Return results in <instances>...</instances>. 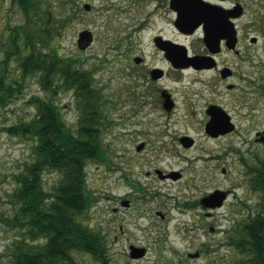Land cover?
<instances>
[{
	"label": "rangeland",
	"instance_id": "374dc122",
	"mask_svg": "<svg viewBox=\"0 0 264 264\" xmlns=\"http://www.w3.org/2000/svg\"><path fill=\"white\" fill-rule=\"evenodd\" d=\"M149 2L75 0L63 6L59 14L63 24L62 54L78 56L83 69L94 71V84L101 91L99 127L106 155L103 161L93 160L86 166L88 188H94L91 191H96L99 197L84 221L106 233L111 264H234L239 252L229 243V234L256 212L261 199V194L252 190L246 163L252 162L256 153L264 155V144L254 140L256 131L264 129V45L258 47L254 62L239 68L242 98L239 97L241 92L227 90L224 82L213 90L207 86L201 88L200 83L194 82L199 75L194 69L180 72L164 65L169 73L163 79L164 84L172 91L177 106L171 113L163 111V116L153 113L151 117L163 126L145 130L134 123L136 95L144 89L140 86L142 78L131 71V58L137 54L147 55V64L141 65L142 69L147 67V71L155 59L151 31L134 32L138 22L147 18V13L153 9V3ZM86 3L92 8L85 9ZM67 11L73 14L70 19ZM24 21L17 4L0 0V32ZM83 29L91 30L94 35L87 47L78 44L79 31ZM132 44L135 45L133 50ZM4 58L0 44V69L5 65ZM155 62H159L157 57ZM6 67L9 76H21L17 60H10ZM74 94L70 89L51 95L59 102L62 116L71 126L78 123L81 114ZM33 95L49 96L37 75L27 76L18 97L0 107V195L12 189L11 174L23 169L33 158L31 138L6 130L7 126L35 111L30 102ZM210 101H217L233 115L239 124L238 132L218 138L206 133L203 121ZM239 101H246V105H239ZM185 135L195 140L194 145L180 142ZM143 141H148L147 145L138 151L136 146ZM131 161H134L133 166L127 164ZM121 168L130 176L133 171L136 173L146 197L140 199L142 193H138L139 204L116 213L114 208L120 206L118 196L122 193L117 188ZM157 169L183 175L179 179L170 175L160 178ZM57 178L53 173L47 174L46 186H51ZM217 188L229 192L221 208L210 211L194 203ZM127 191L126 187L124 194ZM138 210H142V214H138ZM145 210L152 220L143 215ZM157 210L168 211L170 222H162ZM208 212L211 215H207ZM8 238L7 230L0 227V264L8 261L5 256ZM131 243L145 246L147 254L131 258ZM197 252L198 256H193ZM81 258L88 264H98L90 255L81 254Z\"/></svg>",
	"mask_w": 264,
	"mask_h": 264
},
{
	"label": "trees",
	"instance_id": "16d2710c",
	"mask_svg": "<svg viewBox=\"0 0 264 264\" xmlns=\"http://www.w3.org/2000/svg\"><path fill=\"white\" fill-rule=\"evenodd\" d=\"M10 1L21 8L25 21L0 32L5 52L0 107L18 97L27 76H39L49 96H31L35 111L6 127L15 135L31 138L33 158L11 174L12 189L0 195V227L7 230L10 240L4 264H88L81 254L90 255L98 264H111L106 233L84 221L95 203L86 166L93 160L103 161L106 155L99 127L101 91L94 84V71L83 69L78 56L62 54L60 48L63 24L59 14L75 0ZM72 16L68 12L67 18ZM12 59L19 63L21 76H9L6 66ZM70 89L81 110L74 126L66 122L62 107L51 96ZM252 159L246 163V172L261 199L256 212L229 234V243L239 252L234 264H264V155L256 153ZM49 173L58 180L47 187Z\"/></svg>",
	"mask_w": 264,
	"mask_h": 264
},
{
	"label": "flooded vegetation",
	"instance_id": "af4514ba",
	"mask_svg": "<svg viewBox=\"0 0 264 264\" xmlns=\"http://www.w3.org/2000/svg\"><path fill=\"white\" fill-rule=\"evenodd\" d=\"M149 1V3H153V9L147 13V18L138 22L134 32L137 31L140 34L144 31H151L150 41L155 52L153 58L157 57L159 62H155L154 59L152 66L147 71V67L145 69L141 67V65L147 64V55L137 54L131 58V71L142 78L140 86L144 89L136 95L137 102L133 109L134 123L142 126L145 130H150V127L159 128L163 126V123L152 118V114L157 112L163 116V111L171 113L175 110L177 100L163 80L169 74L164 65L180 72L185 69H194L199 74L194 82L200 83L201 88L207 86L213 90L214 86L224 82L227 90L233 93L241 92L239 97H244L243 89L241 90L238 83V80L242 78L239 68L254 62L255 57L258 56L256 55L258 47H261L260 44L264 45V0H184L180 6L173 0ZM194 12L196 21L190 22L187 17ZM188 38L194 39L189 41ZM172 42L180 45L187 55L186 59L182 61L175 59L176 54L171 49ZM134 47L135 45L132 44L131 49L133 50ZM160 62L163 63V66ZM242 104L246 105V101H239V105ZM211 105L221 106L217 101L208 103L203 121L205 131L207 123L211 119V115L208 113V108ZM231 120L234 124L233 130L214 137L218 138L221 135L238 132L239 124L233 119V115H231ZM263 136L264 129H258L255 133V142L264 144L259 140ZM147 142L138 143L136 149L141 151ZM194 143L193 139L190 146ZM183 144L185 145V143ZM139 146L142 148L138 149ZM133 162L127 164L133 166ZM120 170L122 175L118 178L117 188L122 193L118 196L120 206L114 208L116 213H123V210L131 209L139 204L140 199L146 197V190L137 181L136 173L133 171V176H130L125 174L123 168ZM158 170L162 173L158 174ZM156 174L160 178H164L169 177L170 173H164L161 169H157ZM182 175L180 172H172L170 176L179 179ZM126 187L128 191L127 194H124ZM93 189L91 188V190ZM95 189L98 190V187ZM140 192L142 195L139 199L137 195ZM91 196L94 199L99 197L96 191H92ZM201 199L202 197L194 203H198L204 208L200 203ZM206 208L210 209V207ZM216 209H212V211ZM144 212V216L150 215L147 210ZM156 213L161 217L162 222H170L168 211L157 210ZM138 214H142V210H138ZM207 215L211 214L208 212ZM149 217H151L150 220L153 219L152 216ZM120 227L122 228L123 224Z\"/></svg>",
	"mask_w": 264,
	"mask_h": 264
},
{
	"label": "water",
	"instance_id": "95a60500",
	"mask_svg": "<svg viewBox=\"0 0 264 264\" xmlns=\"http://www.w3.org/2000/svg\"><path fill=\"white\" fill-rule=\"evenodd\" d=\"M184 0H173V2L178 3L179 6L182 5ZM85 9L89 10L91 8V4L86 3L84 5ZM187 19L190 22L196 21V14L195 12L188 16ZM93 40V34L91 30L84 29L80 31L79 38H78V44L81 47L88 46L91 41ZM176 45V46H175ZM172 52L176 54V60L182 61L187 58V55L184 53L180 45H177L172 42ZM177 65V63H175ZM208 113L211 115V119L207 123L206 132L210 135L217 136L219 134H224L227 132H230L234 128V124L231 121V116L228 114V112L219 105H211L208 108ZM181 142L185 143V145L190 146L193 143V138L190 136H184L181 138ZM260 141L264 142V136L259 138ZM142 146H139L138 149H141ZM158 174L162 173L160 170H158ZM171 175V173L169 174ZM161 177H164L161 175ZM228 197V192L221 189H216L215 191H212L211 193L205 195L202 197L201 202L204 207H221L223 205V201H225ZM130 256L132 258H140L146 255L147 248L144 246H138L136 244H130ZM198 252L195 253L193 256H198Z\"/></svg>",
	"mask_w": 264,
	"mask_h": 264
}]
</instances>
